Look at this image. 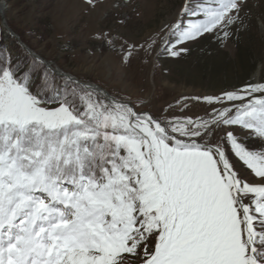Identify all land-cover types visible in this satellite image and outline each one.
<instances>
[{
  "label": "snow or ice",
  "instance_id": "snow-or-ice-1",
  "mask_svg": "<svg viewBox=\"0 0 264 264\" xmlns=\"http://www.w3.org/2000/svg\"><path fill=\"white\" fill-rule=\"evenodd\" d=\"M247 7L184 0L157 38L181 57ZM192 99L138 107L0 22V264H264V82Z\"/></svg>",
  "mask_w": 264,
  "mask_h": 264
},
{
  "label": "rangeland",
  "instance_id": "rangeland-1",
  "mask_svg": "<svg viewBox=\"0 0 264 264\" xmlns=\"http://www.w3.org/2000/svg\"><path fill=\"white\" fill-rule=\"evenodd\" d=\"M183 2L96 0L92 6L87 0H0V6L6 23L61 70L138 107L143 102L159 115L195 118L204 116L207 106L193 97L264 82V0H247L245 27L230 39L205 35L173 58L157 33ZM152 39L157 43L149 48ZM131 45L136 49L126 63L121 49Z\"/></svg>",
  "mask_w": 264,
  "mask_h": 264
},
{
  "label": "water",
  "instance_id": "water-1",
  "mask_svg": "<svg viewBox=\"0 0 264 264\" xmlns=\"http://www.w3.org/2000/svg\"><path fill=\"white\" fill-rule=\"evenodd\" d=\"M0 18H1V22H4L5 21L3 12L1 10H0Z\"/></svg>",
  "mask_w": 264,
  "mask_h": 264
},
{
  "label": "bare ground",
  "instance_id": "bare-ground-1",
  "mask_svg": "<svg viewBox=\"0 0 264 264\" xmlns=\"http://www.w3.org/2000/svg\"><path fill=\"white\" fill-rule=\"evenodd\" d=\"M3 8L0 6V10H2Z\"/></svg>",
  "mask_w": 264,
  "mask_h": 264
}]
</instances>
